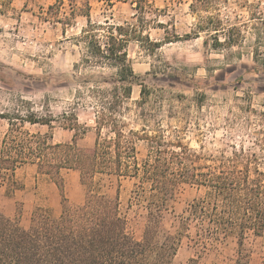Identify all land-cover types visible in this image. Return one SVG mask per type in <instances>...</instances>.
<instances>
[{
	"label": "rangeland",
	"instance_id": "rangeland-1",
	"mask_svg": "<svg viewBox=\"0 0 264 264\" xmlns=\"http://www.w3.org/2000/svg\"><path fill=\"white\" fill-rule=\"evenodd\" d=\"M146 1L141 15L130 2L89 0L92 23L130 25L142 36L127 47L136 76L125 115L127 128L160 131L168 138L177 131L183 144L215 161L207 164H217L234 151L264 158V45L258 47L256 35L264 26L254 19L264 20V0H247L244 8L227 0L219 12L212 11L223 19L224 28L241 31L244 40L231 48L214 47L207 33L195 35L191 0ZM54 4L55 0H0V114L9 118L32 114L46 120L50 127L23 124L22 129L50 134L55 143L71 141L73 133L64 126L76 119L80 133L86 128L77 144L90 148L95 140V104L88 89L113 87L115 71L83 64L85 50L78 38L86 19L71 15L67 3L59 11L50 10ZM8 128L0 119V141ZM146 154V143L138 142V163ZM61 178L68 203L82 204L86 189L78 173L65 170ZM135 183L97 176L93 191L118 199L127 235L140 242L148 192L137 196ZM200 195L196 188L179 185L163 212L158 236L175 234L180 217ZM61 206L58 189L34 165L24 164L12 174L0 172V214L21 228L29 226L35 213L57 218ZM242 248L248 264H264V231L259 238H246ZM238 249L236 240L203 247L182 238L171 264H233Z\"/></svg>",
	"mask_w": 264,
	"mask_h": 264
},
{
	"label": "trees",
	"instance_id": "trees-1",
	"mask_svg": "<svg viewBox=\"0 0 264 264\" xmlns=\"http://www.w3.org/2000/svg\"><path fill=\"white\" fill-rule=\"evenodd\" d=\"M104 1L130 2L141 15L147 8L146 0ZM191 1L189 8L197 19L195 35L207 33L214 47L231 48L244 40L238 28H224L223 19L213 15L227 0ZM236 1L242 8L248 3ZM65 3L71 15L86 19L78 38L85 50L83 64L115 71L116 85L88 89L95 104V140L90 148L77 144L86 128L82 127L80 133L76 119L72 125L64 126L73 133L71 141L55 143L50 134L22 129L23 124L50 127L46 120L32 114L25 118L0 114L9 126L0 141V172L12 174L22 165L32 164L38 174L54 183L62 202L57 218L35 213L26 229L0 214V264H171L182 238L203 247L236 240L239 249L233 264H248L243 242L249 236L261 237L264 231V158L234 151L229 157L221 156L217 164H207L215 161L183 144L177 131L168 138L160 131L149 134L145 128L128 129L125 115L136 76L127 47L142 36L130 25L92 23L89 0H55L49 9L59 11ZM254 19L264 26V20L256 16ZM256 35L258 47H263L264 32ZM150 45L158 47L156 43ZM138 142L147 146L140 163L136 159ZM65 170L77 172L86 189L80 205H70L64 196L61 172ZM97 176L132 179L137 196L148 192L142 241L136 242L127 235L118 199L93 191ZM179 185L196 188L201 195L180 217L177 232L159 237L163 212Z\"/></svg>",
	"mask_w": 264,
	"mask_h": 264
}]
</instances>
